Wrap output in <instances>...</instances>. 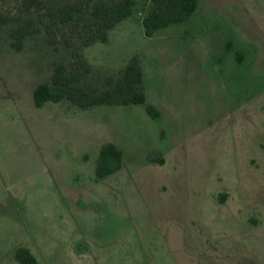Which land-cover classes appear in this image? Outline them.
<instances>
[{"label":"rangeland","instance_id":"1","mask_svg":"<svg viewBox=\"0 0 264 264\" xmlns=\"http://www.w3.org/2000/svg\"><path fill=\"white\" fill-rule=\"evenodd\" d=\"M151 4L136 0L106 40L54 47L37 5L0 0V264H20L18 247L38 264H264V0H198L147 36ZM28 19L37 31L17 49ZM75 52L92 92L137 56L145 101L35 105ZM107 143L122 162L99 177Z\"/></svg>","mask_w":264,"mask_h":264},{"label":"trees","instance_id":"2","mask_svg":"<svg viewBox=\"0 0 264 264\" xmlns=\"http://www.w3.org/2000/svg\"><path fill=\"white\" fill-rule=\"evenodd\" d=\"M150 9L142 16L144 32L152 35L156 29L174 22L187 20L195 11L198 0H151ZM37 5L46 17L44 24L49 42L57 47L59 42L71 45L74 37L80 45H87L95 40H106L109 30L118 22L134 12L136 0H111L97 2L94 0L66 1L61 4L50 5L43 0H30ZM86 15L79 19V15ZM6 19L0 13V24ZM71 26L69 35H58L59 25ZM82 26L83 30L79 27ZM37 31L34 21L28 19L11 30L12 45L20 49L21 39ZM71 67L65 63L55 65L49 81L38 84L33 90L34 103L41 106L45 101H59L69 99L79 107L94 104H129L145 101L143 88V71L137 56L131 57L127 64L120 68L117 75L107 76L106 87L98 92L90 91L81 84V79L88 74L90 66L83 61L79 52H75ZM147 111L153 116L159 114L151 104ZM122 151L114 143L105 144L99 153L96 173L105 176L121 166ZM16 257L20 264H38L36 257L26 247H18Z\"/></svg>","mask_w":264,"mask_h":264}]
</instances>
